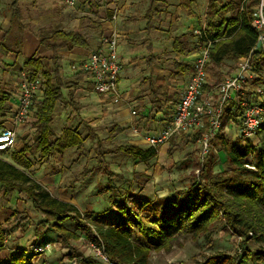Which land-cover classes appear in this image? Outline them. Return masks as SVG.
Masks as SVG:
<instances>
[{"label": "trees", "instance_id": "trees-1", "mask_svg": "<svg viewBox=\"0 0 264 264\" xmlns=\"http://www.w3.org/2000/svg\"><path fill=\"white\" fill-rule=\"evenodd\" d=\"M257 3L258 0H249L243 10L229 18L226 14L235 9L233 3H227L211 12L215 15L214 19L209 20L199 37V41L203 43L212 41L206 70L219 65L225 59L238 63L241 58L250 54L256 70L262 68L264 53L253 50L257 30L252 26V20ZM16 11L17 8L15 13ZM21 25L20 23L19 26ZM184 37L185 35H181L175 39L177 51L182 50ZM40 44L56 51L58 48L71 50L74 47H86L89 42L85 32L75 29L57 30L51 36L41 37ZM52 58L53 63L50 64L42 57L34 55L27 58L23 65V70L28 72L32 80L42 83L40 86L43 93L41 97H34L30 107V115L34 117L31 125L34 143L28 144L25 141L21 149H15L11 153V159L0 155V189L6 199L16 190L24 192L32 203L45 213L46 218L40 222L41 225L47 226L52 222L51 228L57 232L59 241L66 244L72 239H79L82 233L94 240L99 239L103 242L109 257L117 264H151L153 251L171 252L175 246L182 244V239L207 236L211 225L218 220H224L234 234L242 237L241 253L234 256L224 251H216L192 264H250L254 258L256 261H263L264 249L249 248L248 243L251 240L264 242V149L258 152L257 160L252 163L248 159L251 155L249 147L239 143L230 144L223 138L221 135L225 129L223 124L215 140L220 139V149L225 153V161L233 166L234 174L242 175L239 184L235 183L237 178L233 175L213 173L211 159L208 160L210 153L203 161L200 157L199 173L191 176L188 185L180 193L153 201L149 197L138 196L130 189L123 192L115 186L119 199L115 198L112 201L113 207L109 210H113V213L100 217L89 216L85 220L74 203L57 198L36 181L27 171L32 169L34 165L32 159L35 156L39 155L40 159L49 160L72 147L79 150L80 154L84 151L85 136L77 128L65 127L62 133L58 134L53 123L58 103L65 100L63 88L76 85L89 73L83 68L75 75L77 78L66 80L61 76L60 66L56 61L57 55H53ZM182 65L181 62H175L176 69ZM233 69L234 66H230L228 71ZM163 87L164 85L160 84L152 88L151 102L159 110L174 101L168 97L167 92L162 91ZM209 88L213 87L205 83L202 91ZM10 97L11 88L0 82V126L11 112ZM228 110H231L230 107ZM232 118L240 122L236 115H232ZM207 128L208 124L200 128L194 134V138L200 139ZM112 130L115 136L122 129L115 125ZM187 133H181L182 139L178 143L174 142L178 134L170 139L172 145L167 149L169 155L179 144L187 143L189 138ZM257 133L264 137V123L259 126ZM120 149L141 161H148L157 153L156 147H142L136 144L120 145ZM100 155L102 156L100 163L104 164L103 152ZM189 157L190 154L187 155L188 160ZM106 174L110 182L107 189L114 190L111 179L115 173L106 169ZM248 175L251 177L244 179L243 176ZM143 178L150 179V175L136 173L134 180L140 181ZM16 214L21 219L25 218L19 215V211ZM69 219L75 221L76 229L66 225L65 222ZM5 223L0 225V264H35L36 262L32 261L35 252L32 251L31 255L26 256V249L13 253L8 249L7 237L15 229ZM135 235L138 236L137 240ZM6 250L10 251V255H4ZM72 257L78 264H96L94 259L81 253H76Z\"/></svg>", "mask_w": 264, "mask_h": 264}, {"label": "rangeland", "instance_id": "rangeland-1", "mask_svg": "<svg viewBox=\"0 0 264 264\" xmlns=\"http://www.w3.org/2000/svg\"><path fill=\"white\" fill-rule=\"evenodd\" d=\"M235 64L233 61L226 59L219 65H214L209 70H206V84L216 89L225 77L233 74L232 71H228V67L230 65H235L234 68L239 66L238 63ZM83 68L84 66L82 65L81 69ZM260 70L259 79L255 82L249 81L250 83L244 84V93L245 87L246 90L253 91L255 86L258 85V100H254L257 97H253V100L248 98L247 94L243 96L246 100L264 101V96L259 91L264 88V67ZM87 76L89 77V75ZM88 80L89 78L86 79V81ZM69 99L70 97L68 96ZM104 99H106L104 96L94 91L88 92L81 97L77 96V105L73 101L67 102L65 106L60 103L55 113L53 127L58 134L63 131L64 127L77 128L85 136L84 151L80 154L79 150L72 147L63 152V154H59L49 160L40 159L39 155H37L32 159L34 161L32 169L27 170L52 195L63 201L74 203L79 208L81 217L85 220L89 216L97 217L99 215L100 217V215L113 213V210H109V208L113 207L112 201L115 198L119 199L116 194V188L123 192L130 189L138 196H146L153 201L158 198L169 197L177 192L180 193L188 185L191 176L199 173L201 165V142L194 138V134L200 128L192 131L194 140L188 139L187 143L182 142L183 145L179 144L171 155L167 152L168 147L172 145L170 140L157 146L156 155L148 161H141L121 150L120 145L140 143V145L147 147L148 143L138 141V139L143 138L142 134L144 132L142 130L141 133H131V126L128 125L124 127L125 130L123 132L114 136L112 128L116 124L115 115L112 109L107 108L105 102H102ZM236 106L237 104L233 100L227 105L231 110L225 109L222 117V124L227 131L224 129L221 135L230 144L239 143L249 147L251 155L248 159L255 163L258 152L264 149V137L259 133L247 139L239 135L237 130L240 122L238 123L230 117V115H236L237 119L239 118L237 113H240V110L237 111ZM76 107H78L80 112H77ZM137 109L138 105L135 106V111ZM152 113L154 114L156 111L152 110ZM136 116L140 117L138 111ZM32 122L33 119L31 118L25 122L29 126L27 127L28 129L32 128ZM17 134V141H22L23 146L25 141L28 144L34 143L35 137L32 130L23 135L19 132ZM175 138L177 139H174V142H177L179 140L178 136ZM101 152L104 154V164L100 163ZM210 153L208 160L211 159L213 173L233 175L237 178L235 183L239 184V178L242 175H235L233 166L225 161V153L220 149V139L217 138L215 140L214 138L212 140ZM189 154L190 159L188 160L187 155ZM5 156L8 157L9 154L5 153ZM106 169L115 173L111 179L114 188L116 186L115 191L107 189L110 182ZM142 172L150 175V179L143 178L140 181H135V174ZM199 177L202 178V176ZM243 177L247 179L251 176ZM1 193L0 209L3 207L4 209L0 211V225H4L7 222L8 225L15 229L7 237L8 249L16 248L13 252L26 249V256H29L32 254L31 246L38 242L49 240L51 249L46 254H33L32 261H35V264H64L65 262V264H78L76 259L72 257L76 253L84 254L88 258L94 259L96 264H101V260L93 253L90 246L91 237H87V235L82 233L79 239H72L65 244L59 241L57 232L51 228L52 222L48 223L47 226L41 225L40 222L46 218L45 213L36 207L24 192L16 190L7 200H5L3 192ZM17 211L20 212L19 215H23L22 217L25 218L21 219L16 214ZM98 219L101 223H104L103 220ZM143 220L146 221L147 219L143 218ZM65 223L71 229H76L77 227L72 219L67 220ZM108 223H105V225H108ZM78 232L80 233L81 231L78 230ZM137 237L135 235L136 240ZM181 241L182 244L175 246L171 252L153 251L151 264H192L198 260H203L205 255L216 251H224L229 255L235 256L241 253L242 249L240 237L229 229L224 220H218L213 223L207 236L203 235L198 239L187 238ZM248 246L252 249H264V242L260 243L251 240ZM250 264H264V259L263 261H256L254 258Z\"/></svg>", "mask_w": 264, "mask_h": 264}, {"label": "crops", "instance_id": "crops-1", "mask_svg": "<svg viewBox=\"0 0 264 264\" xmlns=\"http://www.w3.org/2000/svg\"><path fill=\"white\" fill-rule=\"evenodd\" d=\"M247 2L243 3V0H74V3L69 5L63 0H0V82L11 88V112L0 127L15 126L11 120V113L17 106L20 72L24 69L23 65L27 58L40 56L52 64V57L56 54L61 76L66 80H72L78 77L75 75L80 72L89 54L101 45L103 36L114 27L120 34L119 56L122 69L119 78V96L102 95L106 98L102 102H105L107 108L112 109L116 119L115 125L122 129L120 132H123L127 125L131 126V133H141L142 130L143 138L138 141L147 144L146 137L162 129L177 109L199 51L207 43V41L200 42L199 37L209 20L214 19L215 15L211 12L227 3H233L235 9L226 14L229 18L243 10ZM116 6L119 7V16L115 22H112L109 17ZM75 29L86 33L88 46L74 47L71 50L58 48L53 51L40 44L41 37L51 36L57 30ZM181 35H185L182 50L177 51L174 43ZM176 61L183 63L181 68L178 67L180 70L175 67ZM261 67H264V62ZM237 68L238 66L232 70L233 74ZM260 72L261 70H256L252 82L260 78ZM160 84L164 85L162 91L167 92L168 97L175 101L166 104L161 110L151 102L152 88ZM41 86L37 91V97L42 96ZM94 91L97 93L91 75L89 74V77L85 75L76 85L63 88L65 100L58 103L57 109L60 103L65 106L67 102L73 101L77 105V96L81 97ZM246 94L248 98L257 97L254 100H258V85L253 91H248L245 87L244 95ZM203 96L216 101L218 89H206L203 91ZM137 105L140 117L136 116ZM75 109L80 112L78 107ZM152 110L156 113L153 114ZM230 117L232 118L231 115ZM30 118L33 119V115ZM206 124L208 123L205 119L199 128ZM27 127L29 126L23 123L16 126V129L23 135L32 130L31 127L29 129ZM237 131L239 132V126ZM182 135H177L179 138L177 142L182 139ZM187 135L189 140H194L192 131ZM21 144L22 141H17L13 149L5 152L9 156L1 153V157L10 158L15 149L23 147ZM136 145L142 146L140 143ZM3 209L4 207L0 211ZM15 249H11L12 253ZM9 252L6 250L4 255H8Z\"/></svg>", "mask_w": 264, "mask_h": 264}, {"label": "built area", "instance_id": "built-area-1", "mask_svg": "<svg viewBox=\"0 0 264 264\" xmlns=\"http://www.w3.org/2000/svg\"><path fill=\"white\" fill-rule=\"evenodd\" d=\"M63 1L69 5L74 3V0ZM244 2L247 0H243ZM118 13L119 7L116 6L109 17L110 21L115 22L118 19ZM252 26L257 30V40L253 50L264 53V0L258 1L255 7ZM119 42L118 30L111 27L109 32L103 36L101 45L89 54L83 64L84 69L92 77L95 90L100 95L119 96V78L122 69ZM211 46L212 41H207L201 47L175 113L162 129L146 137L149 146L157 147L169 141L176 134L197 129L207 119L208 128L200 138V157L203 161L210 154L212 140L221 129L225 109L232 100L237 104V111L240 110L237 114L241 137L247 139L254 136L259 126L264 123V101H249L243 97L244 84L252 81L256 76L252 54L241 60L234 74L225 77L218 84V96L215 102L203 96L202 87L206 83V65L210 60ZM39 87L40 82L32 80L27 71L20 72L18 102L11 113V120L15 126L0 127V154L15 147L18 138L16 126L25 123L30 118V107ZM259 91L264 96V88ZM239 237L241 240L242 237ZM90 242L92 251L101 260V264H117L109 257L101 240L92 239ZM50 249L49 240L31 246V250L39 255L46 254Z\"/></svg>", "mask_w": 264, "mask_h": 264}]
</instances>
